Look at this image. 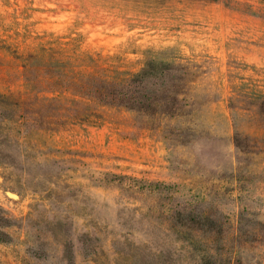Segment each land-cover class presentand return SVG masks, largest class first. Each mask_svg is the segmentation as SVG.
Segmentation results:
<instances>
[{
	"label": "rangeland",
	"instance_id": "1",
	"mask_svg": "<svg viewBox=\"0 0 264 264\" xmlns=\"http://www.w3.org/2000/svg\"><path fill=\"white\" fill-rule=\"evenodd\" d=\"M73 39L175 66L177 114L48 131L0 104V264H264V0H0V96L24 91L17 55Z\"/></svg>",
	"mask_w": 264,
	"mask_h": 264
},
{
	"label": "trees",
	"instance_id": "2",
	"mask_svg": "<svg viewBox=\"0 0 264 264\" xmlns=\"http://www.w3.org/2000/svg\"><path fill=\"white\" fill-rule=\"evenodd\" d=\"M55 43L56 48L17 55L25 88L19 96H0L6 123L22 121L35 130L58 131L76 124L103 125L110 117L130 112L140 128L156 130L163 120L177 114L186 83L175 66L150 59L132 73L121 69L118 57L81 51L75 39L49 42ZM6 132L0 136L2 152L15 145L10 129ZM172 218L193 230L192 211L175 212Z\"/></svg>",
	"mask_w": 264,
	"mask_h": 264
}]
</instances>
